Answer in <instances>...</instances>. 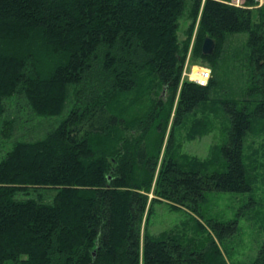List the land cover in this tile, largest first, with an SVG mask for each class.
<instances>
[{"label": "trees", "instance_id": "16d2710c", "mask_svg": "<svg viewBox=\"0 0 264 264\" xmlns=\"http://www.w3.org/2000/svg\"><path fill=\"white\" fill-rule=\"evenodd\" d=\"M188 53L206 85L181 78ZM229 60L235 81L219 75ZM33 117L59 119L13 138ZM215 118L225 137L208 157L180 151V128L193 139ZM249 138L264 155V3L0 0V264H228L264 176ZM213 192L250 194L245 212L205 215ZM164 201L202 237L151 232Z\"/></svg>", "mask_w": 264, "mask_h": 264}, {"label": "rangeland", "instance_id": "374dc122", "mask_svg": "<svg viewBox=\"0 0 264 264\" xmlns=\"http://www.w3.org/2000/svg\"><path fill=\"white\" fill-rule=\"evenodd\" d=\"M264 3V2H263ZM186 27L185 20L182 22L181 33L183 37V30ZM243 36H246L245 34ZM242 35L239 37H243ZM194 38V34L192 40ZM232 60L228 61V64L221 65L219 75L224 79L227 77L230 81H235V77L239 74L236 69L232 67ZM210 69L208 62L200 58H191L188 53L186 62L182 71V79H188L193 81L200 69ZM164 94V92H162ZM12 111V110H11ZM23 114L26 115L24 112ZM29 117V116H27ZM59 117L53 118H34L31 121H25L24 124H20L15 130L13 138H32L41 134L42 128L44 131L49 129L50 126H54ZM189 127L184 125L176 132L177 140L181 143L180 151L188 152L190 154L198 155L199 157H208L210 155L211 148L218 143H222L225 137L222 121L220 119H213L210 131L203 136H197L193 139L187 137ZM169 129L165 138L168 136ZM12 138V139H13ZM11 139V140H12ZM262 138L252 140L249 138L248 145L250 151L255 154V158H258L259 164L264 163V155L259 146ZM10 141H3L0 143V148L8 146ZM257 151V153H256ZM162 155V153H161ZM260 171H264L260 169ZM250 194L248 193H223L213 192L207 195L206 200L202 204V209L207 216L218 217L221 219H229L236 217L237 213L244 211L242 207L247 203ZM255 205L249 210L248 213L238 215V230L230 242L231 252L226 256L228 264H256L259 254V249L264 242V176H260L255 182L254 189ZM152 197V194H149ZM151 204V203H150ZM150 204L148 207H150ZM153 205L152 215L150 220H147V212L143 218V224L150 221V231L158 233L163 230H169L178 228L185 230L188 235H195L196 238L202 237L201 233H194L191 226L192 222L190 216H194L190 212L183 208H171V206L164 202H156ZM151 205V207H152ZM148 211V210H147ZM245 212V211H244ZM241 213V212H240ZM183 223H186V227L183 228ZM143 228H145L143 226Z\"/></svg>", "mask_w": 264, "mask_h": 264}, {"label": "built area", "instance_id": "2783aa9c", "mask_svg": "<svg viewBox=\"0 0 264 264\" xmlns=\"http://www.w3.org/2000/svg\"><path fill=\"white\" fill-rule=\"evenodd\" d=\"M244 0H236V1H233L236 5H240L243 3ZM258 2L260 4H262L264 2V0H258ZM209 77H210V69H200L198 71V74L197 76L192 79L194 82L200 84V85H206L208 83V80H209Z\"/></svg>", "mask_w": 264, "mask_h": 264}, {"label": "water", "instance_id": "95a60500", "mask_svg": "<svg viewBox=\"0 0 264 264\" xmlns=\"http://www.w3.org/2000/svg\"><path fill=\"white\" fill-rule=\"evenodd\" d=\"M236 1V0H233ZM216 43L214 41V39H212L211 37H205L202 45H201V51L204 55H209L212 54L214 52Z\"/></svg>", "mask_w": 264, "mask_h": 264}]
</instances>
